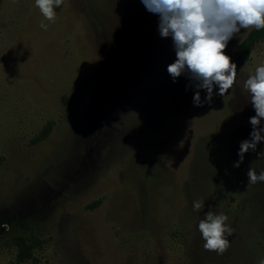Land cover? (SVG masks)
<instances>
[{"label": "rangeland", "instance_id": "374dc122", "mask_svg": "<svg viewBox=\"0 0 264 264\" xmlns=\"http://www.w3.org/2000/svg\"><path fill=\"white\" fill-rule=\"evenodd\" d=\"M55 12L53 23L35 0H0V264H259L250 198L264 182L247 187L246 172L264 171V141L233 164L264 38L229 94L214 88L197 107L196 82L172 80V39L141 0H64ZM248 30L228 42L232 62ZM209 208L234 229L223 255L203 248Z\"/></svg>", "mask_w": 264, "mask_h": 264}, {"label": "clouds", "instance_id": "9594fccd", "mask_svg": "<svg viewBox=\"0 0 264 264\" xmlns=\"http://www.w3.org/2000/svg\"><path fill=\"white\" fill-rule=\"evenodd\" d=\"M64 0H35V6L43 17L55 22V8ZM146 10L159 17L158 31L162 38L171 37L175 60L167 66V72L175 82L181 75L195 81L193 95L194 106L211 103L214 88L219 96L229 94L237 80V65L226 54L225 49L231 38L240 33L241 29H264V0H141ZM40 27L47 30L48 25ZM248 93L249 103L255 115L249 118L252 127L250 138L240 142L238 156L234 167H239L245 153L255 152L258 144L264 141V63L259 64L254 73H250L243 83ZM200 90L206 91L202 100ZM258 156H264L260 151ZM247 187L264 182V171L257 174L249 167ZM204 208L203 201H193V211ZM224 213L207 210L204 218L198 223V230L204 240L205 251L223 255L230 247L228 237L234 229L226 221ZM264 264V259L259 261Z\"/></svg>", "mask_w": 264, "mask_h": 264}, {"label": "trees", "instance_id": "16d2710c", "mask_svg": "<svg viewBox=\"0 0 264 264\" xmlns=\"http://www.w3.org/2000/svg\"><path fill=\"white\" fill-rule=\"evenodd\" d=\"M57 8V7H56ZM264 38V29L259 31L255 29H249L243 39L238 43L234 51V62L236 65H243L249 58L250 48L257 42ZM261 164L264 165V156L262 157ZM250 207L253 208L259 216V220L262 225V231L264 233V192L258 190L253 193L250 198ZM257 216V217H258ZM264 235V234H263ZM19 244V255L20 257L30 255V246L26 245L23 238L18 239Z\"/></svg>", "mask_w": 264, "mask_h": 264}]
</instances>
